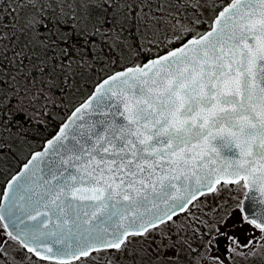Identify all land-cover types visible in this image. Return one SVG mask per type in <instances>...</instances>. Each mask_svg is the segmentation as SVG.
<instances>
[{
  "label": "snow or ice",
  "instance_id": "6c2138e0",
  "mask_svg": "<svg viewBox=\"0 0 264 264\" xmlns=\"http://www.w3.org/2000/svg\"><path fill=\"white\" fill-rule=\"evenodd\" d=\"M216 2L69 0L82 48L112 35L101 26L122 14L157 52L102 78L0 188V264H100V254L104 264H178L181 249L187 264H234L264 251V0ZM5 8L13 27L32 10L21 32H51L48 0H0ZM225 188L247 205L238 197L229 221L196 216L200 197ZM235 222L259 236L241 243L224 230Z\"/></svg>",
  "mask_w": 264,
  "mask_h": 264
},
{
  "label": "trees",
  "instance_id": "16d2710c",
  "mask_svg": "<svg viewBox=\"0 0 264 264\" xmlns=\"http://www.w3.org/2000/svg\"><path fill=\"white\" fill-rule=\"evenodd\" d=\"M224 2L226 0H218L217 9ZM60 5H50L45 12L52 20V23L48 24L51 32L43 29L37 32L33 29L34 42L30 41L27 35L23 36L24 40L20 37L23 34L18 26L19 17L15 27L12 26L10 8H5L0 15V32L9 36L7 40H0V81H3L0 83V97L5 94L8 97L6 100H0V145L5 146L0 151V170H8L5 182L19 170L33 151L40 149L44 142L55 134L72 109L86 98L102 78L113 70L142 63L157 52V49L153 48L151 53L146 50L137 56V52H131L130 58L125 57L127 50L123 54L121 39L129 40L126 49H136L141 28L135 26L136 21L131 15L125 20L122 14L112 20L111 24L101 26L102 32L105 28H111L112 35L98 37L94 45L82 48L80 45L83 43L84 22L79 18H71L75 14L70 12L67 4H62L64 16H61ZM12 6L15 7L14 4ZM20 11L21 9L18 10V16ZM111 13L112 10L109 9L110 18ZM57 19H60L61 23L54 28ZM74 20H79V23ZM196 28L203 32L205 25L199 24ZM88 29L91 31L90 23ZM13 32L16 34L14 37L11 35ZM37 37L46 39L41 44ZM108 38H111L110 41ZM20 40L23 44H20ZM5 48L7 51H3ZM87 48L91 50L87 51L81 61V53L86 52ZM158 50L162 53L164 45L161 44ZM29 75L35 80L34 83H25ZM13 77L15 79H12ZM77 79L84 86L83 90H88L87 94L79 100L60 99L72 105H67L64 114L57 117L60 102L54 98L65 95L67 88ZM35 88L41 90V96L39 95L37 101L29 103L32 98L31 91ZM45 89H50V93ZM45 96L47 99H44ZM18 109H23L27 116L18 112ZM5 182L1 181V188Z\"/></svg>",
  "mask_w": 264,
  "mask_h": 264
},
{
  "label": "rangeland",
  "instance_id": "374dc122",
  "mask_svg": "<svg viewBox=\"0 0 264 264\" xmlns=\"http://www.w3.org/2000/svg\"><path fill=\"white\" fill-rule=\"evenodd\" d=\"M155 1V0H154ZM212 0H210V4H211ZM57 3H54L53 5H56ZM68 5V4H67ZM218 6V0L216 2V8ZM153 8H155V2L153 3ZM70 10V9H69ZM32 11L31 9H21L20 14H19V23L18 26L20 27V29L23 27L24 24V17L26 15V13ZM208 12L204 13L203 19L205 21L208 20L209 17ZM76 19L79 18V14H75ZM75 22L79 23V20H74ZM23 35H21L22 39L24 35H27L29 37L30 41H35L34 37L32 36L33 34V30L27 33L22 32ZM139 35L137 38V42H138V46H136V49H126L125 46H127L126 44L129 43L128 39H121L122 40V52L124 54V52L127 50V52L125 53V57L128 59L130 58V56L132 55L131 52H137L138 48L143 45L145 48V51L148 48V45L146 44V42L143 40V36H142V30H139ZM109 41L111 38H108ZM24 40V39H23ZM20 44H23L22 40H20ZM143 53V52H141ZM79 77V76H78ZM79 79V78H78ZM75 80L74 83L72 85H70L67 88V92H65V95H63L61 98H54L55 100L60 102L59 105V110L57 111V117H60L64 114L65 110H66V106L67 105H72V104H67L69 100H79V98H84L85 95L87 94L88 90H83L84 86L82 85V83L79 82V80ZM30 81H32L34 83L35 80H33V77L31 75H29L26 78L25 83H29ZM44 90V89H43ZM39 91V93H41L40 89H33L31 91V95L32 97L34 95H36V93ZM45 91H47L48 93H50V89H45ZM41 96V95H40ZM64 98L65 102H63L62 99ZM81 98V99H82ZM77 102V101H75ZM1 171V170H0ZM3 171L5 173H3ZM8 173L7 168H3V170L0 172V184L1 181L5 182L6 180V175ZM6 174V175H5ZM1 188V185H0ZM238 197H241L242 199V193H240L239 189H235L232 192H229V190L227 188H225L218 196L215 194H206L203 198H201V200H199L198 202H196L197 205H200L201 201L204 202V205L202 206V210L200 208L195 209V214L196 216L201 217L202 219L208 220L209 217L211 218L212 221H220L221 217H223L224 221H229L230 216L229 214L234 213V209H235V204H236V200ZM216 205H219L220 207L218 209H216V211H213V209L215 208ZM181 222L184 223L185 221V217H181ZM202 228V226H201ZM229 236L234 235L236 237V239H238L241 243L246 242L245 237L247 238H252L253 236L258 237L259 236V232L258 230H253L252 226L247 225L246 223H242V222H235V223H231L230 226L226 227L224 229ZM239 230H243V231H239ZM189 235H191V230H189ZM220 239V248L221 251L223 252L225 249H227L229 247V245L231 244V241L228 239V237H219ZM196 241L195 238H193L194 242ZM198 241H196L197 243ZM193 246H196V244L194 243ZM259 249V246H258ZM155 255V253H153V256ZM169 255H171V253H169ZM97 259L100 261V264H104V259L102 258V254H100L99 256H97ZM120 259V264H123V259L124 258H119ZM178 264H187V259H186V252L185 250L181 249V255L179 258V262ZM234 264H264V251H260L258 250L256 255L253 256H249L248 258H237L234 262Z\"/></svg>",
  "mask_w": 264,
  "mask_h": 264
},
{
  "label": "water",
  "instance_id": "95a60500",
  "mask_svg": "<svg viewBox=\"0 0 264 264\" xmlns=\"http://www.w3.org/2000/svg\"><path fill=\"white\" fill-rule=\"evenodd\" d=\"M144 62H145V61H144ZM142 63H143V62H142ZM130 66H131V65H130ZM122 69H123V68H122ZM119 70H121V69H119ZM96 85H97V84H96ZM96 85H95V86H96ZM95 86H94V88H95ZM94 88H93V90H94ZM93 90H92V92H93ZM92 92H91V93H92ZM91 93H90V94H91ZM90 94H89V95H90ZM87 97H88V96H87ZM87 97H86V99H87ZM86 99H84V100H86ZM84 100H83V101H84ZM83 101H82V102H83ZM82 102H81V103H82ZM81 103H80V104H81ZM80 104H78L77 106H79ZM77 106H76V107H77ZM73 110H74V109H73ZM73 110H72V111H73ZM72 111H71V112H72ZM71 112H70V114H71ZM70 114H69V115H70ZM68 117H69V116H68ZM68 117H67V118H68ZM67 118H66V119H67ZM64 121H65V120H64ZM64 121H63V122H64ZM63 122H62V124H63ZM62 124L59 126V128L62 126ZM59 128H58V130L55 132V134L58 133ZM55 134H54V135H55ZM54 135H53V136H54ZM53 136L50 137L49 139H52ZM47 140H48V139H47ZM47 140H46V141H47ZM46 141H45V143H46ZM45 143H44V145H43L40 149H38V150H36V151H40V150L45 146ZM36 151H34V152H36ZM30 156H31V155H30ZM30 156H29V157H30ZM26 161H27V160H26ZM26 161H25V162H26ZM25 162H24V163H25ZM24 163H23V164H24ZM23 164H22V165H23ZM22 165H21V167L19 168V170H21ZM19 170H18V171H19ZM18 171H17V172H18ZM17 172H16V173H17ZM16 173H15V174H16ZM13 175H14V174H13ZM247 203H248V201H245V200L242 199V203H241L242 205H247Z\"/></svg>",
  "mask_w": 264,
  "mask_h": 264
},
{
  "label": "flooded vegetation",
  "instance_id": "af4514ba",
  "mask_svg": "<svg viewBox=\"0 0 264 264\" xmlns=\"http://www.w3.org/2000/svg\"><path fill=\"white\" fill-rule=\"evenodd\" d=\"M69 0H48V3L50 5H53L54 3H57V4H68ZM145 2L147 3V0H145ZM155 2V1H154ZM146 60V59H145ZM144 60V61H145ZM181 217H184V214H181ZM196 244V241L193 242V244Z\"/></svg>",
  "mask_w": 264,
  "mask_h": 264
},
{
  "label": "bare ground",
  "instance_id": "6f19581e",
  "mask_svg": "<svg viewBox=\"0 0 264 264\" xmlns=\"http://www.w3.org/2000/svg\"><path fill=\"white\" fill-rule=\"evenodd\" d=\"M19 26H20V25H19ZM20 27H21V26H20ZM20 34H21V33H20ZM24 36H26V35H24ZM20 37H21V36H20ZM17 41H18V40H17ZM32 42H33V41H32ZM48 60H49V59H48ZM48 60H47V61H48ZM41 65H42V64H41ZM25 66H26V65H25ZM48 66H49V65H48ZM26 67H27V66H26ZM29 67H30V66H29ZM20 68H22V67H20ZM27 68H28V67H27ZM27 68H26V69H27ZM0 116H1V115H0ZM1 117H2V116H1ZM6 123H7V122H6ZM0 141H1V140H0ZM5 143H6V142H5ZM2 144H3V142H2Z\"/></svg>",
  "mask_w": 264,
  "mask_h": 264
}]
</instances>
